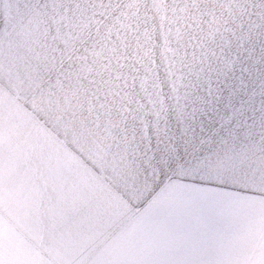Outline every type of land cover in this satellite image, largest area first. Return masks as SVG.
Returning <instances> with one entry per match:
<instances>
[{"label": "snow or ice", "instance_id": "1", "mask_svg": "<svg viewBox=\"0 0 264 264\" xmlns=\"http://www.w3.org/2000/svg\"><path fill=\"white\" fill-rule=\"evenodd\" d=\"M11 109L94 145L137 183L133 219L193 249L140 264H264V0H0V133ZM41 214L74 240L41 264H116L91 203ZM27 227L0 186V239Z\"/></svg>", "mask_w": 264, "mask_h": 264}, {"label": "rangeland", "instance_id": "2", "mask_svg": "<svg viewBox=\"0 0 264 264\" xmlns=\"http://www.w3.org/2000/svg\"><path fill=\"white\" fill-rule=\"evenodd\" d=\"M41 115L26 109L8 110L6 130L0 133V186L17 216L29 222L23 231L6 230L0 239L14 264L56 261L69 250L74 240L51 234L41 214L53 196L65 193L91 203L100 214L98 219L108 220L112 236L108 255L116 264L193 254L185 241L133 219L131 203L142 196L134 180L113 174L94 145L67 136ZM248 202L255 205L250 200L237 207L246 208Z\"/></svg>", "mask_w": 264, "mask_h": 264}, {"label": "crops", "instance_id": "3", "mask_svg": "<svg viewBox=\"0 0 264 264\" xmlns=\"http://www.w3.org/2000/svg\"><path fill=\"white\" fill-rule=\"evenodd\" d=\"M15 115H13L12 117H14ZM27 131L26 129L22 128V132ZM11 154L15 155L14 152H10ZM246 210L250 215L255 216L257 214V209L255 208V206L251 205L250 202H248V205L246 206ZM262 212H264V210H261Z\"/></svg>", "mask_w": 264, "mask_h": 264}]
</instances>
